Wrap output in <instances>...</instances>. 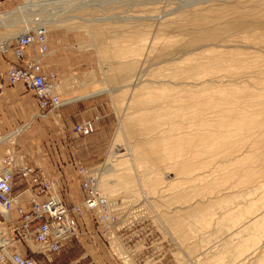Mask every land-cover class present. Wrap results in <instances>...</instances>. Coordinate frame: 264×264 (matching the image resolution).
<instances>
[{"label":"rangeland","instance_id":"1","mask_svg":"<svg viewBox=\"0 0 264 264\" xmlns=\"http://www.w3.org/2000/svg\"><path fill=\"white\" fill-rule=\"evenodd\" d=\"M26 1L0 0V13ZM75 3L67 13L79 18L43 26L48 61L64 65L45 67L58 76L60 99L92 97L100 112L87 119L98 122L99 132L107 135L102 141L92 140L93 135L76 137L71 123L56 112L40 113L30 92L27 102L40 119L31 126L33 119L16 125L25 123L21 132L29 128L15 143L0 144V159L12 148L17 153L8 154L16 164L40 167L56 183L44 169L54 171L50 164L55 160L68 170L71 160L77 162V172L79 166L93 169L98 191L116 202V219L110 225L98 223L85 210L79 234L59 252H39L28 239L22 241L26 254L38 264H201L206 254L190 250L198 239L201 250L208 248L210 235L202 229L213 223L219 229L242 226L236 243L221 252L231 255L238 248L244 254L251 247L245 240L256 243L264 236V197L249 201L246 194H237L236 200L247 202L216 221L212 208L199 211L198 203L204 206L209 199L253 188L249 197H257L264 189V0ZM54 6L46 10L55 11ZM18 23L0 27V40L8 39L5 45L27 29ZM0 63L5 64L1 55ZM135 81L133 93L130 84ZM13 129L1 132L0 139ZM23 138L26 144L18 142ZM58 138L60 146L49 152ZM86 146L95 150L82 152ZM30 148L37 159L25 153ZM115 148L120 151L113 157ZM77 193L69 203L82 201ZM192 203L197 210L193 220ZM251 215L255 221L244 224Z\"/></svg>","mask_w":264,"mask_h":264},{"label":"built area","instance_id":"2","mask_svg":"<svg viewBox=\"0 0 264 264\" xmlns=\"http://www.w3.org/2000/svg\"><path fill=\"white\" fill-rule=\"evenodd\" d=\"M14 39V43L8 46L20 60V64L9 65L4 72H0V89L3 88L4 81L8 85L21 83L32 92L39 109L50 111L61 106L62 101L59 95L53 91L57 84V74L46 69L39 58H27L24 55L27 47L35 46L41 54L47 51L45 28L29 29ZM72 131L76 137L87 136L95 131V123L93 120L76 123ZM89 170L84 167L79 168L82 177L80 187L84 194L82 201L67 205L56 187L57 183L46 176L40 167L17 165L14 156L4 158L3 163L0 164V214L10 226L13 223L9 221L8 214L14 208L21 217L22 224L21 232L10 226L13 229V235L9 232L0 234L3 236L0 239L2 262L37 264L32 257L23 258L13 251L15 241L26 240V236L33 230H35L34 238L43 251L58 252L68 239L79 234L80 222L84 219L82 217L85 210L92 211L98 223L110 225L111 220L116 219L113 211L115 205L112 207V214L106 212L109 205L94 191L96 180ZM17 177L28 179L34 188L33 190L29 184L28 187H24L25 191L30 190L33 193V197L29 200L32 209L29 214L25 213L17 203L19 193L14 192ZM41 195H46L47 200H40ZM6 250L7 253H5Z\"/></svg>","mask_w":264,"mask_h":264},{"label":"crops","instance_id":"3","mask_svg":"<svg viewBox=\"0 0 264 264\" xmlns=\"http://www.w3.org/2000/svg\"><path fill=\"white\" fill-rule=\"evenodd\" d=\"M0 55L5 60L6 65L20 64V60L15 56L14 52H12L11 49H9L7 51L0 50ZM24 55L27 58H30V57L31 58H39L40 61L43 62L45 64V66L49 67L50 69H53V67L56 66L54 63L51 64L48 61L46 53H44V54L39 53L35 46L34 47H27L24 51ZM56 56H57V54L54 55L55 59H56ZM5 64L0 63V68H4L6 66ZM63 66L64 65H57L56 67L61 68ZM30 92L31 91L29 89H27L26 87H24V85H22L21 83H16L14 85H8L6 83V81H4V86L0 90V133L7 131L9 129H12V128L15 129L16 125H19L23 121L27 120L26 121V123H27L33 119V121H31L32 123L30 124V126H31L36 121H38V119H40L39 116H41V115L39 113H37V115H36V116H38V118L35 117V114L34 115L32 114L31 108L29 107V103L27 102L28 97H31ZM55 92H57V89ZM31 94H32V92H31ZM31 99H32V97H31ZM34 99H35V97H34ZM62 100L64 101V103L61 106H59L58 108L52 109L49 112H45L44 110L39 109L40 113L45 112L47 115V114H50V113L53 114L56 112L58 115H60V117L63 118V121L65 123H71V125L73 126V124L80 121L81 118L87 119V118L91 117L92 115L94 116L96 114H99V112H100L99 106H97L92 101V97H89V96L85 97V98L74 97V98H71L70 101H68L66 99H62ZM35 103L37 105L36 100H35ZM12 107H15L14 110H11ZM37 108H38V105H37ZM102 121H103V115H102ZM100 122H101V120H100ZM23 125L19 126V128L20 127L22 128ZM36 127H37V125H35L33 127V130L35 131V133L38 130V129H36ZM95 127H96V130L87 136L93 135L92 140L102 141L103 139H105V136L107 135L106 131L103 130V132L102 131L99 132L98 129H100L99 128L100 125L98 122H95ZM28 128H29V126L27 128H25L24 130H22V132L19 131V133H17V135L12 136L10 138V140L4 141V142L1 141L0 144H6L9 141H11L12 143H15L14 141H16V137H18L21 133H23ZM12 131H10L9 133L12 134L13 133ZM9 133H7L5 136L9 135ZM14 137H15V139H12ZM18 142L26 144L25 139L22 141H18ZM31 142L33 144L32 140H31ZM51 142H52V145H50V146H52V147L49 148V152L55 151L56 147L60 146L61 138H58V140L55 143L53 141H51ZM70 145H71L70 143L69 144L65 143V146L67 148L71 147V150H72L73 147ZM27 149H28V144H27ZM31 149L32 148H30V151L25 149V151H26L25 153L30 154L31 158H34L37 155V151H35L33 149L31 150ZM81 150H82V152H93L95 149L93 146H86V147H84V149H81ZM9 151H10V154L14 153V155L17 153V151L10 148L4 154L5 155H6V153L8 154ZM36 159H37V157H36ZM0 160H2V159H0ZM73 161L76 162L75 160H73ZM74 162H72V160H71V162L69 161V163L67 164V166H70L69 170L67 168L63 167L62 165L57 164L58 162L56 160H55V162L50 164V167H52V169H54V171L49 170L47 168V166L44 167L45 172L48 175L54 176L57 179L58 188L60 190L62 189L61 191H62L63 199L65 201V204H67V205L72 204V203H69V200L75 198V196H76L75 193H77V191H78L77 194L79 196L78 198H80V200L83 199V196H84V194L82 193V190L79 188L80 187V174L75 170L77 162L76 163H74ZM72 170L74 171L73 174L71 173ZM17 179L18 180L15 183V187H14V191L16 193H18L22 188L28 187V183H29L27 179H22L19 177H17ZM75 183H76V185H75ZM255 189L256 188H253V189L246 191V192L240 191V192H237L236 194L230 193L226 197L222 195L219 198H216V199L211 200V201L209 199V201L206 202L204 204V206H202L201 203H198L199 211L201 209L212 208V210L216 213V215L214 216V220L215 221L219 220V217L221 215H223V213H226L230 209H234L235 207L242 205L244 202H247L244 200L243 202L240 203L238 200H236L237 194H239V195L240 194H246L244 196L249 201H256V200H259L260 197H264V189H263V192L259 196L249 197V194L255 193ZM25 196L28 199L25 198ZM31 197H33V194L28 190L24 191L21 194V196L19 197V200L22 202V204L24 205V207L26 209H28L30 207L29 200ZM40 198L43 199L44 197H40ZM228 198H230L231 201L232 200H234V201L231 202L230 200H228ZM263 200H264V198H263ZM222 201H224V202L221 203ZM219 205H222V206H219ZM195 206L196 205L194 203H192V205H191V215H192L191 219L192 220L194 219V217L196 215V211H197L195 209ZM262 209L264 210V205H263ZM88 213L92 214L91 211H88ZM9 217H10L9 221L15 222L16 218L18 217L17 212L15 210L11 211L9 213ZM254 219H255L254 215H251L247 219H245L244 220L245 222H243V223L244 224L252 223L255 221ZM0 221H1L0 227L3 230V232H9L11 235H13L14 234L13 229L9 226V223L5 221V219L3 218V216H1V214H0ZM85 224L86 223H84L82 225H85ZM240 228H241V230L243 229V227L240 225L234 226L231 229H227L226 227L219 229V226H217V223L216 224L213 223V224L209 225V228H206L205 230L202 229L203 231H205L206 235H210V241L207 242L208 252L209 253L210 252L216 253V254H214V256L215 255L219 256L220 253H221L220 256H222V257H223V255L227 256V257L224 256L223 259L220 257L222 260H220V258L217 257L218 261H216L217 258L214 259V257H212L210 259L215 260V262L213 260H212V262H214L216 264H217V262H218V264H264V236H261L260 238H258V241L256 243H253V245L243 254L244 256L242 255V256L237 257V258H233V257L231 258L228 255L229 253H225L226 251L221 252L223 249L226 250V247H230L227 244L236 243V241L238 240V237L242 234V233L238 232V230ZM199 231H201V230L199 229ZM192 236H195V234H192ZM71 240H69V241H71ZM212 242L213 243L218 242V243L215 246L209 245V243H212ZM201 243H203V242H201L200 239H198L197 243H196L197 244L196 248L194 250H190V252L192 254L200 253V251L203 250V249L201 250V248H202ZM15 244H16L18 251H21L22 253L28 252L26 250L25 244L22 241L17 240L15 242ZM193 246L195 247V245H193ZM185 247H187V246H185ZM228 257H230V258H228ZM210 259L207 260V262H205V263H208V261H210ZM38 261H39V263L41 262L40 260H38ZM212 262L210 261L208 264H210ZM0 264H2L1 261H0Z\"/></svg>","mask_w":264,"mask_h":264},{"label":"bare ground","instance_id":"4","mask_svg":"<svg viewBox=\"0 0 264 264\" xmlns=\"http://www.w3.org/2000/svg\"><path fill=\"white\" fill-rule=\"evenodd\" d=\"M76 1V0H75ZM75 1L73 2V0H27L26 2H24V3H22V4H20V5H18L17 6V8L16 9H14L13 11H8V12H3V13H0V27H13V26H17L16 24H17V21H19V23L20 22H22L23 23V25H26V28L27 29H25L24 31L22 30V32H19V33H17V34H15L14 36H11V38H16V36L18 37L19 35H21L22 33H24L25 31H28L29 29V27H27V25H33V27L32 28H34V29H39V28H43V26H46V25H50V26H52V25H54L55 23H61V22H65V21H68V20H70V19H75V18H79L78 16H76V15H74V14H72V13H70V14H68L67 12H72V11H74V9L75 8H72V7H70V4H72L73 6H75V4H77V3H75ZM77 1H80V0H77ZM60 2H62V3H60ZM64 2V3H63ZM68 4V6L70 7H68V6H66V3ZM59 3V4H58ZM54 4H58L59 6H60V4L64 7L63 9H62V11H60V10H57L58 8H61V7H59L58 5V8L56 7V6H54ZM64 4V5H63ZM84 5H85V3H83ZM49 5H51V6H54L53 8H55L54 10L55 11H48V10H46V9H48V7H49ZM78 5H81V2H79V4ZM88 5V4H87ZM77 6V5H76ZM47 7V8H46ZM68 7V8H67ZM65 8L66 9H68V11H66L65 10ZM81 8V7H80ZM49 9H50V7H49ZM69 9H71V10H69ZM77 9V8H76ZM52 10V9H51ZM67 13V14H66ZM96 19H93V20H89V22H91V21H95ZM97 20H100V19H97ZM88 21V20H87ZM69 22V21H68ZM18 23V24H19ZM20 25V24H19ZM32 28H30V29H32ZM10 38V37H9ZM12 39V40H13ZM6 40L8 41V39H5V41L4 40H0V49L2 50V51H7V50H9L10 48H9V43H8V45H5V43H6ZM11 40V39H10ZM46 40H47V35H46ZM9 42H11V41H9ZM5 45V46H4ZM13 52V51H12ZM47 52V51H46ZM45 52V53H46ZM43 63V62H42ZM62 82V81H61ZM173 83V82H172ZM177 83V82H176ZM176 83L174 84V85H176ZM130 86H131V90H132V92H133V90H134V87L135 86H138V81L136 82L135 81V83L134 82H132L131 84H130ZM162 87V89H163V86H161ZM57 88H60V84L59 83H57V84H55V88L53 89V91H56V89ZM138 88V87H137ZM2 89V88H1ZM0 89V90H1ZM165 89V88H164ZM118 89H116L115 88V90H110L111 92H116ZM134 93V92H133ZM80 96V95H79ZM79 96H76V97H78V98H80ZM61 101H62V104L64 103V101L61 99ZM41 110V109H40ZM45 112H49V111H46V110H44ZM51 111V110H50ZM86 120H93V119H86ZM85 120H83V121H81V122H79V123H82V122H84ZM94 122V121H93ZM74 124H76V123H74ZM73 124V125H74ZM73 127V126H72ZM21 129L22 128H16V129H14L11 133L12 134H9V135H7V136H5V137H3L2 138V140H0V142L2 141V142H4V141H7V140H10V138L12 137V136H14V135H17V133H19V131H21ZM16 130V131H15ZM24 130V129H23ZM116 147V146H115ZM120 151V149H118V148H115L114 149V151H113V157H116V155H117V153ZM10 154H6L3 158H2V162L0 163V164H2L3 163V160H4V158H6V156H9ZM18 165V164H17ZM13 166H14V164H13ZM80 167H83V166H79L78 167V172H79V168ZM84 168H86V167H84ZM86 169H90V168H86ZM93 169H90L89 171H90V174L95 178V186H94V191L96 192V194L98 195V197L100 198V199H102V200H104L105 202H107L108 203V205H109V207L107 208V213H110L111 212V214H112V207L115 205L116 206V202H114V201H110L108 198H106L104 195H102L98 190L100 189L99 188V184H97V175H96V173L95 172H93L92 171ZM113 170V168H107L106 170H104V171H102L101 173H102V175L103 174H105V173H108V172H110V171H112ZM43 172V171H42ZM44 173V172H43ZM45 174V173H44ZM80 174V173H79ZM47 176V175H46ZM80 176H81V174H80ZM51 180H53L54 182H56V180L54 179V178H51V177H49ZM22 179H24V178H22ZM81 179H82V177H81ZM81 183V182H80ZM103 185V184H102ZM15 187V186H14ZM57 187V186H56ZM62 190V189H61ZM61 190H59L58 189V191L60 192V194H61V197L63 198V195H62V191ZM15 192V191H14ZM16 193V192H15ZM40 197H44L43 199H41ZM39 199L40 200H44V201H46L47 200V197H46V195L44 196V195H41V196H39ZM17 203H18V205L23 209V211L25 212V213H30V211L32 212V209H31V205H30V207L28 208V209H26L25 207H24V205L22 204V202L19 200V194H17ZM12 211H14V208L13 209H11ZM3 211V210H2ZM16 211V210H15ZM113 211L115 212V208L113 209ZM5 213H7V212H5ZM8 214V213H7ZM258 214V213H257ZM9 215V214H8ZM17 215H18V213H17ZM203 216H206L205 215V213H203L202 214ZM259 215V214H258ZM263 218V215L262 216H259L258 217V220L260 221L261 220V218ZM10 218V217H9ZM13 224L12 225H10L11 227H13L14 229H16L17 231H20L21 232V224H22V219H21V217L18 215V217L16 218V220H15V222H12ZM223 224H225V222L224 223H222V224H220L221 226L223 225ZM34 231L35 230H33V232H31V233H29V235H27L26 236V240L27 239H32L37 245H38V249H39V252H42V253H48V254H54V253H51V252H47V251H43L42 249H41V247H40V244L35 240V238H34ZM3 232V230L1 229V227H0V234H3L2 233ZM3 238V236H0V239H2ZM26 240H23V239H20L19 241H26ZM17 241V240H16ZM15 241V242H16ZM67 241H69V239L67 240ZM66 241V242H67ZM66 242L63 244V246L66 244ZM245 242H246V244L247 245H249V246H252L253 245V243H254V240H251V241H247V240H245ZM62 246V247H63ZM61 247V248H62ZM61 248H60V250H61ZM59 250V251H60ZM13 251L15 252V253H17V254H19L21 257H23V258H29V257H32L31 255H28V254H26V252L25 253H22L21 251H18V249H17V247H16V244L14 243V248H13ZM58 251V252H59ZM8 251L6 250L5 251V253H7ZM216 252V251H215ZM55 253H57V252H55ZM218 253V252H217ZM206 254V256H205V258L203 259V262L201 263V264H208L210 261L212 262V260L210 259V258H212V257H214V259H216L217 257L218 258H222L223 259V257L225 256V255H223V257L222 256H220L221 255V253L219 254V256H214V254H216V253H212V252H208V249L207 248H205V250H203V251H201L200 252V255H205ZM243 254H242V251H240V249H238V248H235V250H232V254L231 255H229L231 258L233 257V258H237V257H240V256H242ZM199 256V255H198ZM244 256V255H243ZM202 257H204V256H202ZM225 257H227V256H225ZM230 257H228V258H230ZM33 258V257H32ZM218 258H217V260L216 261H218ZM220 258V260H222ZM202 259V258H201ZM210 259V261H208V263H205V262H207V260H209ZM33 260L38 264V262L33 258ZM1 261V260H0ZM214 262H215V260H213ZM214 262H212V263H210V264H216V263H214ZM220 262V261H219ZM1 263L2 264H6V263H4V262H2L1 261ZM217 264H218V262H217Z\"/></svg>","mask_w":264,"mask_h":264}]
</instances>
